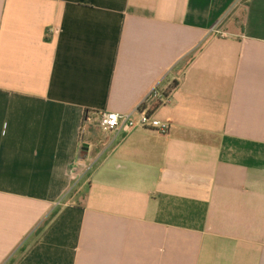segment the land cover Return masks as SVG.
Wrapping results in <instances>:
<instances>
[{"label": "crops", "instance_id": "obj_1", "mask_svg": "<svg viewBox=\"0 0 264 264\" xmlns=\"http://www.w3.org/2000/svg\"><path fill=\"white\" fill-rule=\"evenodd\" d=\"M0 264H264V0H0Z\"/></svg>", "mask_w": 264, "mask_h": 264}, {"label": "built area", "instance_id": "obj_2", "mask_svg": "<svg viewBox=\"0 0 264 264\" xmlns=\"http://www.w3.org/2000/svg\"><path fill=\"white\" fill-rule=\"evenodd\" d=\"M169 96L155 86L140 101L133 112L119 114L101 112L98 114V127L103 133L127 134L137 128H153L161 134L169 130L167 124L152 120L151 112L155 105L166 104Z\"/></svg>", "mask_w": 264, "mask_h": 264}, {"label": "water", "instance_id": "obj_3", "mask_svg": "<svg viewBox=\"0 0 264 264\" xmlns=\"http://www.w3.org/2000/svg\"><path fill=\"white\" fill-rule=\"evenodd\" d=\"M81 151L83 154H85L87 152V147L86 146H82Z\"/></svg>", "mask_w": 264, "mask_h": 264}, {"label": "rangeland", "instance_id": "obj_4", "mask_svg": "<svg viewBox=\"0 0 264 264\" xmlns=\"http://www.w3.org/2000/svg\"><path fill=\"white\" fill-rule=\"evenodd\" d=\"M83 183H84V179L81 181V184L83 185ZM85 184V183H84Z\"/></svg>", "mask_w": 264, "mask_h": 264}, {"label": "trees", "instance_id": "obj_5", "mask_svg": "<svg viewBox=\"0 0 264 264\" xmlns=\"http://www.w3.org/2000/svg\"><path fill=\"white\" fill-rule=\"evenodd\" d=\"M54 214L51 215V217H53Z\"/></svg>", "mask_w": 264, "mask_h": 264}]
</instances>
